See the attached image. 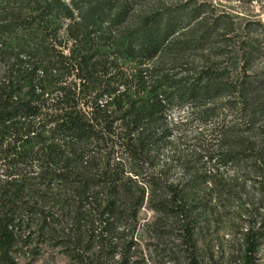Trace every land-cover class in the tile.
Returning a JSON list of instances; mask_svg holds the SVG:
<instances>
[{"label":"trees","instance_id":"trees-1","mask_svg":"<svg viewBox=\"0 0 264 264\" xmlns=\"http://www.w3.org/2000/svg\"><path fill=\"white\" fill-rule=\"evenodd\" d=\"M263 41L214 0H0V264L37 241L72 264H141L142 230L168 221L201 264L220 166L264 204ZM263 243L264 208L242 264Z\"/></svg>","mask_w":264,"mask_h":264},{"label":"rangeland","instance_id":"rangeland-1","mask_svg":"<svg viewBox=\"0 0 264 264\" xmlns=\"http://www.w3.org/2000/svg\"><path fill=\"white\" fill-rule=\"evenodd\" d=\"M221 11H226L241 21H262L264 23V0H214ZM250 73H264V41L259 56L252 63ZM180 112L173 111L177 117ZM208 170L212 167L208 166ZM236 169L220 166L219 183L209 195H201L198 228L195 234L196 253L201 264H242L241 235L249 217L262 212L264 204L259 203L261 185L253 176L234 181ZM219 179V178H218ZM210 187V185H209ZM202 198V199H201ZM157 215L148 209L141 214L142 222H152ZM148 228L141 232L140 245L143 251L141 264H186L188 244L182 240V229L171 227ZM15 256L18 264H72V261L51 242H36L28 247H19ZM256 264H264V243Z\"/></svg>","mask_w":264,"mask_h":264}]
</instances>
